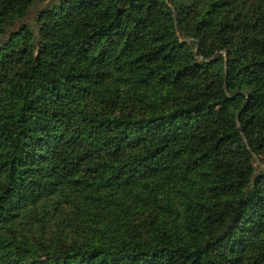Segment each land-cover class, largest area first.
I'll return each instance as SVG.
<instances>
[{
    "label": "trees",
    "instance_id": "trees-1",
    "mask_svg": "<svg viewBox=\"0 0 264 264\" xmlns=\"http://www.w3.org/2000/svg\"><path fill=\"white\" fill-rule=\"evenodd\" d=\"M36 1L0 0V264H264V0Z\"/></svg>",
    "mask_w": 264,
    "mask_h": 264
},
{
    "label": "rangeland",
    "instance_id": "rangeland-1",
    "mask_svg": "<svg viewBox=\"0 0 264 264\" xmlns=\"http://www.w3.org/2000/svg\"><path fill=\"white\" fill-rule=\"evenodd\" d=\"M45 2H46V0H44L43 2H41L40 0H37L35 3H33V5L31 6V8L28 11L26 17L23 20L19 21L15 25L14 28H17L21 24H29L31 26H34L37 14Z\"/></svg>",
    "mask_w": 264,
    "mask_h": 264
}]
</instances>
